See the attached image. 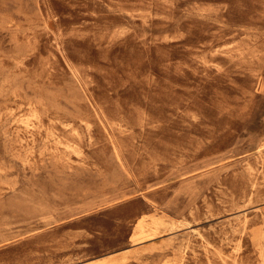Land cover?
I'll return each mask as SVG.
<instances>
[{
    "label": "rangeland",
    "instance_id": "obj_1",
    "mask_svg": "<svg viewBox=\"0 0 264 264\" xmlns=\"http://www.w3.org/2000/svg\"><path fill=\"white\" fill-rule=\"evenodd\" d=\"M0 264H264V0H0Z\"/></svg>",
    "mask_w": 264,
    "mask_h": 264
}]
</instances>
